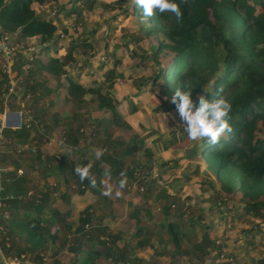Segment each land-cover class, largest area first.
Returning <instances> with one entry per match:
<instances>
[{"label":"rangeland","instance_id":"1","mask_svg":"<svg viewBox=\"0 0 264 264\" xmlns=\"http://www.w3.org/2000/svg\"><path fill=\"white\" fill-rule=\"evenodd\" d=\"M134 6V0L34 4L39 17L58 27L55 48H47L38 38L24 40L14 34L0 41L6 44L0 48V81L7 75L3 89L12 90L1 97L0 121L5 108L16 120L28 108L42 126L31 129L24 141L5 142L0 165L8 166L13 175L24 171L28 189L41 193L44 200L39 205L50 213L44 218L47 235L56 230L59 235L55 254L48 242L36 253L41 260L24 254L19 261L18 248L24 244L6 235L9 212L6 205L0 206V264H70L73 256L68 249L87 209L92 230L105 228L99 238L105 245L97 240L87 243L101 253L96 264H123L118 261L121 253L131 261L127 264H258L264 256V210L262 218L248 215L243 193L218 181L212 167L196 154L202 142L187 139L175 108H161L169 91L152 83L172 57L167 50H157L160 42L169 41L163 26L152 34L154 20L141 19ZM28 48L35 49L39 58L34 56L37 60L32 62V83L21 69ZM152 51L158 52V61ZM67 53L73 61L60 76L39 65L53 56L62 60ZM71 82L107 95L118 118L110 109H99L93 94L73 97L68 90ZM177 86L173 82L171 88ZM63 136L68 137L67 145L61 144ZM132 143L141 149L123 156ZM108 156L124 162L118 176L111 174ZM89 162L97 183L79 194L83 188L73 169ZM128 169L133 170L132 177ZM144 171L147 182L140 176ZM13 178L4 183L10 187L9 195H15L13 182L19 177ZM124 178L125 187L120 188ZM32 216L37 217L34 212ZM170 224L178 229L179 245L168 231ZM112 238H117L114 244ZM13 240L18 243L15 248ZM110 248L116 249L115 254L109 253Z\"/></svg>","mask_w":264,"mask_h":264},{"label":"trees","instance_id":"2","mask_svg":"<svg viewBox=\"0 0 264 264\" xmlns=\"http://www.w3.org/2000/svg\"><path fill=\"white\" fill-rule=\"evenodd\" d=\"M58 1L0 0V41L7 34H14L24 40L38 38L47 48L51 46L55 48V43L60 37L57 25L54 21L39 17L33 5L43 6ZM80 1L83 0H74L77 3ZM177 2L183 14L181 21L178 22L171 13L149 17L151 22L154 20L152 34L156 33L159 25L163 26L164 34L169 41L160 42L157 50L160 52L167 50L172 54L171 59L163 66L161 77L152 81V87L165 86L171 96L174 91L171 88L173 82H177L179 86L187 84L193 88V98L203 92L201 87L211 90L217 87L224 89L232 104L230 124L233 131L224 134L215 145L202 142L196 148V154L204 158L212 167L218 181H227L235 191L243 193L244 209L248 215L262 218L264 0H177ZM133 9L137 10L135 6ZM82 46L90 48V44L87 43H83ZM70 49L68 47L67 50ZM70 53H67L62 60L53 56L45 64L39 63V65L51 75L60 76L73 61ZM53 54L56 55L55 50ZM151 55L155 61H158L157 51H152ZM6 77L7 75L3 74V80L0 81V100L8 91L6 87L3 89L7 83ZM68 90L73 97L95 95L99 109H110L114 117L118 118L116 107L100 90L85 89L73 82L69 84ZM161 108L168 111L175 107L167 99ZM2 110L1 106L0 112ZM6 134L7 137L19 142L29 137L28 131L24 128L18 131L8 130ZM140 149L141 145L132 143L123 156L134 154ZM108 159L113 165L111 174L118 176L124 162L117 156ZM0 164H4V161L0 160ZM127 175L132 177L133 170L128 169ZM23 176L17 179L13 173L8 175L15 178L13 182L15 187H12L15 195L13 199L5 201L4 210L9 212V217L4 220L6 235L14 239L19 238L18 240L24 244L23 249L17 247L19 257L24 254L36 255L37 251L48 247V242L51 243V249L55 254V243L59 241L58 230L47 235L44 218L46 219L50 213L44 211L34 200L26 198L30 180L27 179V175ZM78 185L79 188H83L79 190V194H84L88 181L81 182L79 179ZM9 189L10 187L6 186L5 193H10ZM32 212L36 213L37 217H33ZM53 213L59 215L58 212ZM90 216V210L87 209L80 219L72 247L68 249L73 256L70 264H96L101 256L98 250L90 248L87 243L97 240L100 245H105L104 241L99 240L100 236L105 234V228L92 230ZM86 228L90 230L87 231ZM168 231L175 244L179 245V233L174 224L169 225ZM204 238V241H208L207 237ZM116 240L117 238L115 240L112 238V244ZM65 242L67 241H63V247ZM17 244L13 240L11 248H15ZM115 250L110 248L109 253L115 254ZM36 258L38 261L41 260L37 255ZM118 261L123 264L131 262L122 253ZM258 264H264V256L258 260Z\"/></svg>","mask_w":264,"mask_h":264},{"label":"clouds","instance_id":"3","mask_svg":"<svg viewBox=\"0 0 264 264\" xmlns=\"http://www.w3.org/2000/svg\"><path fill=\"white\" fill-rule=\"evenodd\" d=\"M134 4L141 19L163 13H171L178 22L183 17L177 0H134ZM201 88L203 92L197 94L195 99L193 88L187 84L177 86L172 95L165 98L174 105L181 127L189 141L215 145L224 134L233 131L230 124L232 104L222 87L215 90ZM96 155L98 157L100 153ZM91 167L92 164L89 162L75 167L73 171L81 182L87 180L89 185L95 186L97 181L90 174ZM125 184L126 178L119 181L120 188H124Z\"/></svg>","mask_w":264,"mask_h":264},{"label":"built area","instance_id":"4","mask_svg":"<svg viewBox=\"0 0 264 264\" xmlns=\"http://www.w3.org/2000/svg\"><path fill=\"white\" fill-rule=\"evenodd\" d=\"M6 48V44L5 43H0V48ZM3 49V50H4ZM22 49V48H21ZM29 51V53H25L27 54V60L25 61L24 66L21 67V69L23 70V74H24V78L27 80V82L32 83L31 80V73L30 71L33 69L32 67V62H34L38 58L37 57V51H35V49H31L28 48L27 49ZM39 59V58H38ZM10 71H8L9 73ZM11 95L12 90L10 89L8 91ZM7 92V93H8ZM5 96V94H4ZM29 98V96H28ZM16 116L10 112H8L7 108L4 109L3 111V115L1 116V121H0V148L4 145L5 142H10L11 138L7 137L6 133L8 130H12V131H18V130H22L23 128L26 129L28 132L33 129L34 127L40 128L41 126V122L35 118V116L33 115L32 111L28 108H24V110L22 112L18 113V121H19V125L17 127H10L8 126V124H13V123H17L16 120ZM67 138L66 137H62L61 140V144L62 145H67ZM45 145H49L48 142L43 143ZM40 149V145L39 146H35L33 148V152L37 153ZM62 158H59V160H61ZM146 171H144L140 176L143 177L142 180H144L145 182H147L146 180ZM11 169L6 166V165H0V206H5V201L11 200L14 198V195H9L8 193H5V187H4V183L9 182V180L11 179V177H8V175H10ZM16 177H21L24 175V171L22 169H18L15 171L14 174ZM41 193L38 192L37 190L30 188L27 191L26 194V198H29L31 200H34L36 204L41 203L42 200V196L40 195ZM24 256L21 255V257L19 258L20 260H23Z\"/></svg>","mask_w":264,"mask_h":264},{"label":"water","instance_id":"5","mask_svg":"<svg viewBox=\"0 0 264 264\" xmlns=\"http://www.w3.org/2000/svg\"><path fill=\"white\" fill-rule=\"evenodd\" d=\"M19 125V121L17 120V123L8 124L10 127H17Z\"/></svg>","mask_w":264,"mask_h":264}]
</instances>
